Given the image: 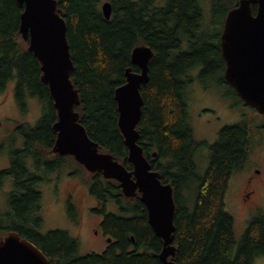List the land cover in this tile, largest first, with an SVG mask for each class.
Listing matches in <instances>:
<instances>
[{"label": "trees", "instance_id": "obj_1", "mask_svg": "<svg viewBox=\"0 0 264 264\" xmlns=\"http://www.w3.org/2000/svg\"><path fill=\"white\" fill-rule=\"evenodd\" d=\"M239 1L211 0V18L205 25L198 0H109L108 20L99 0H57L67 26L72 83L80 97L79 122L99 151L110 153L128 171L132 164L117 127L114 91L125 82L127 68L139 72L131 64L132 49L143 45L153 51L148 82L140 89L138 144L151 169L174 189L175 256L169 258L173 264H253L255 257L264 256V216L249 222L236 246L234 219L224 206L229 180L247 164L259 141L257 131L245 122L224 126L199 175L194 156L201 143L194 140L188 112L192 77L200 83L206 76L218 80L243 103L224 80L219 46L224 18ZM22 11L16 0H0V91L15 82L18 107L26 111L27 99L36 98L42 115L33 127L14 123L24 140L12 152L9 166L0 171V188L6 181L12 184L5 208L0 204V238L16 232L49 264H162V241L149 226L139 196L125 197L116 181L90 174L73 158L52 152L56 113L40 80L39 64L18 33ZM71 161L86 173L88 194L97 204L92 211L102 215L100 226L111 239L100 254L79 255L77 239L66 230L41 232L38 186ZM108 201H114L117 213L107 210Z\"/></svg>", "mask_w": 264, "mask_h": 264}, {"label": "water", "instance_id": "obj_2", "mask_svg": "<svg viewBox=\"0 0 264 264\" xmlns=\"http://www.w3.org/2000/svg\"><path fill=\"white\" fill-rule=\"evenodd\" d=\"M23 7L18 33L28 44V52L39 64L40 80L48 88L56 113L52 125L55 141L52 152L71 157L90 173L116 181L122 194L139 196L147 211L149 226L162 241L159 259L173 264L174 189L163 183L157 171L151 169L138 144L137 126L143 99L141 86L148 82L149 62L153 51L148 46H136L131 52V68L125 70V82L114 91L117 104V127L128 151L132 170L128 171L110 153L100 152L79 122L76 108L80 105L78 90L72 83L74 66L66 38V22L57 0H16ZM254 8V12H253ZM106 20L110 19V2L101 4ZM225 65L224 80L237 97L264 117V0H240L224 18L219 40ZM155 157L156 155L153 154ZM110 243V239L107 240ZM0 264H49L44 254L16 232L0 238Z\"/></svg>", "mask_w": 264, "mask_h": 264}, {"label": "rangeland", "instance_id": "obj_3", "mask_svg": "<svg viewBox=\"0 0 264 264\" xmlns=\"http://www.w3.org/2000/svg\"><path fill=\"white\" fill-rule=\"evenodd\" d=\"M109 0H99V5ZM203 12L205 25L210 22L211 0H198ZM195 72H191V76ZM189 85L188 112L190 124L193 130L194 140L201 143L195 153L197 173L202 175L208 165L210 146L216 141L219 131L227 125L245 122L252 125L257 131L259 141L249 155L246 169L234 173L228 183L225 194V210L234 219V235L236 246L241 240L249 222L258 215H264V207L256 215H248L243 209L240 201V192L245 171L255 163L264 169V123L263 117L253 108L244 106L237 98L228 92V89L212 77H204L200 83L197 78ZM10 88L0 94V171L6 169L10 164L12 152L21 148L23 144L22 134L15 130L14 123L28 124L33 127L41 118L42 109L36 98L27 99L26 111L21 110L14 102H11ZM70 174V175H69ZM87 175L71 161L61 167L59 172L50 174L48 181L41 183L38 189L41 191V232L45 233L53 229L66 230L78 241V254L102 253L107 243L100 226L102 215L92 211L97 207L96 201L88 194L86 186ZM11 181H6L0 188L1 209L5 208V198L12 189ZM58 185V191L55 185ZM194 185V184H193ZM69 194L73 197L76 207L69 209V203L64 199ZM191 205L194 199V186L191 185ZM264 204V195L262 196ZM107 210L117 213L114 201H108ZM251 216V217H250ZM96 230L98 235L93 232ZM236 248V247H235ZM253 264H264V256H257Z\"/></svg>", "mask_w": 264, "mask_h": 264}, {"label": "flooded vegetation", "instance_id": "obj_4", "mask_svg": "<svg viewBox=\"0 0 264 264\" xmlns=\"http://www.w3.org/2000/svg\"><path fill=\"white\" fill-rule=\"evenodd\" d=\"M196 74H197V71H196ZM8 87H11L10 92H9L11 96V102H13L14 100L15 104L17 105L16 97H15V82L8 84L7 88L0 91V94L5 93ZM242 105L247 106L244 103H242ZM261 127L264 129V123L261 125ZM245 167L246 165L240 171L245 170L246 169ZM55 188L58 191L59 187L57 183L55 185ZM263 195H264V169L258 166L257 163H255L254 165H251L250 168H248L244 173L242 189H241L240 196H239L241 205L243 209L245 210L246 214L248 215V217L249 215H256L261 212L260 210L264 207V204L262 203V200H261ZM64 201L71 204V206L76 207L73 202V197L71 194L65 197ZM258 216H264V215H258ZM93 232L96 234V236L98 235V232L96 230H94ZM108 239L110 238L104 235V240L106 241L107 244H109L107 242Z\"/></svg>", "mask_w": 264, "mask_h": 264}, {"label": "bare ground", "instance_id": "obj_5", "mask_svg": "<svg viewBox=\"0 0 264 264\" xmlns=\"http://www.w3.org/2000/svg\"><path fill=\"white\" fill-rule=\"evenodd\" d=\"M225 16V15H224ZM184 36V35H183ZM211 36V35H210ZM215 41V40H214ZM200 49V48H199ZM190 69V68H189ZM187 72V71H186ZM185 89V88H184ZM164 183V182H163Z\"/></svg>", "mask_w": 264, "mask_h": 264}]
</instances>
